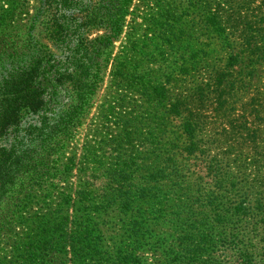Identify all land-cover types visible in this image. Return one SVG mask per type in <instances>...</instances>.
<instances>
[{
	"label": "rangeland",
	"instance_id": "obj_1",
	"mask_svg": "<svg viewBox=\"0 0 264 264\" xmlns=\"http://www.w3.org/2000/svg\"><path fill=\"white\" fill-rule=\"evenodd\" d=\"M250 38L262 48L264 0H130L45 193L70 222L87 213V260L264 264V60L252 69L238 54Z\"/></svg>",
	"mask_w": 264,
	"mask_h": 264
},
{
	"label": "trees",
	"instance_id": "obj_2",
	"mask_svg": "<svg viewBox=\"0 0 264 264\" xmlns=\"http://www.w3.org/2000/svg\"><path fill=\"white\" fill-rule=\"evenodd\" d=\"M129 3L0 0V245L13 255L0 256V264L110 260L86 259L91 252L82 236L88 230L87 213L79 216L81 222H70L63 208L51 210L45 193L54 190L49 182L59 171L54 158L93 105ZM218 19L213 18L214 24ZM245 45L238 54L254 69L264 60V44L259 48L250 38ZM124 167L130 168L120 164V177L112 182L122 183ZM115 172L114 168L111 173ZM85 184L76 196H85ZM122 193L115 200L128 208L136 200ZM255 202L254 210L263 211L264 202ZM32 206H39V212L27 216ZM3 233L10 236L6 241ZM131 262L135 263L127 261Z\"/></svg>",
	"mask_w": 264,
	"mask_h": 264
}]
</instances>
